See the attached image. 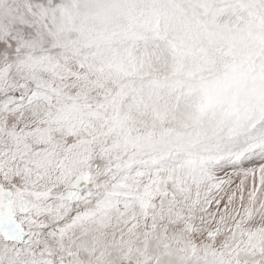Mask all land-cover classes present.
<instances>
[{
	"label": "snow or ice",
	"instance_id": "obj_1",
	"mask_svg": "<svg viewBox=\"0 0 264 264\" xmlns=\"http://www.w3.org/2000/svg\"><path fill=\"white\" fill-rule=\"evenodd\" d=\"M0 264H264V0H0Z\"/></svg>",
	"mask_w": 264,
	"mask_h": 264
}]
</instances>
